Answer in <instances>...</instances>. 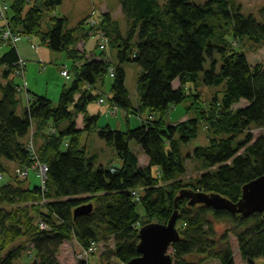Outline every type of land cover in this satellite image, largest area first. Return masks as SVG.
<instances>
[{"label": "trees", "instance_id": "trees-1", "mask_svg": "<svg viewBox=\"0 0 264 264\" xmlns=\"http://www.w3.org/2000/svg\"><path fill=\"white\" fill-rule=\"evenodd\" d=\"M63 1L11 0L6 12L18 40L19 35L38 37L53 51L66 52L74 80L61 90L57 106L48 96L32 92L18 115L21 84L12 76L19 69V59L25 60L16 48L18 40H8L9 50L0 56L4 67L0 73V176L9 172L8 163L29 171L38 162L49 168L44 187H26V178L19 176L0 187V264H13L29 245L36 257L28 264H61L58 252L65 241L75 238L90 247L108 236L114 247L103 252L99 264H114L115 258L126 264L140 255L139 228L150 222L166 224L175 210L180 240L172 244L174 264H203L206 259L235 264L230 235L237 238L243 264L264 259L263 213L232 214L201 203L191 205L188 198L179 196L181 190L192 189L217 193L236 203L243 186L264 175V134L254 137L250 132L253 126L264 129V64L253 65L244 50L234 47L236 39L264 45V21L245 15L234 0L202 4L119 0L125 30L111 12L98 20L106 45L117 50V64L105 60L104 47L101 57H91L80 66L84 53L80 55L77 43L90 36L84 19L68 29L66 17L52 15L50 28L43 30L44 10L54 12ZM207 59L212 62L209 69L204 68ZM128 62L141 67L136 109L141 116L145 111L149 115L136 128L116 130L110 124L99 128L101 139L115 147L121 166L96 168L82 141L100 115H90L87 108L103 97L98 85L103 86L110 76L113 81L106 100L127 114L135 111L125 86ZM200 72L203 84L222 86L221 96L204 102L198 91ZM77 93L80 97L75 98ZM190 97L188 109L195 110V116L167 124L165 114ZM242 100L246 104L235 109ZM80 113L84 114L82 129L76 123ZM202 122L215 134L208 145L196 147L188 157L201 161L204 173L184 183L181 145L197 137ZM35 125L36 149H32L27 137ZM37 138L42 140L38 144ZM133 140L147 154L149 164L141 166L131 149ZM155 165L158 175L152 172ZM91 203V213L74 217L75 208ZM139 204L147 218L143 223ZM215 222L229 227L219 232Z\"/></svg>", "mask_w": 264, "mask_h": 264}, {"label": "rangeland", "instance_id": "rangeland-1", "mask_svg": "<svg viewBox=\"0 0 264 264\" xmlns=\"http://www.w3.org/2000/svg\"><path fill=\"white\" fill-rule=\"evenodd\" d=\"M208 0H193L197 4H202ZM236 4L242 7V12L246 14H252L258 20L264 21V0H234ZM30 4L34 3L35 0H29ZM11 3V0H0V28L5 30L6 27L10 28L8 25L9 19L5 15V5ZM120 1L119 0H64L60 6L56 8L54 12L44 10V19L42 21L43 30H48L52 24L50 17L56 15L57 17H66V28L72 29L78 27L81 22H83L88 29L89 33L88 38L83 39L77 43V48L80 50L82 55L84 53V58H80V66L87 59L97 56L101 57V48L104 45L105 52L102 56L105 57L112 63L116 65L118 62L117 50L111 45H106V36L104 32L99 29L101 28L98 20L101 18L103 13L111 12L113 17L118 19V23L122 30L126 29L127 22H125L124 15L120 10ZM42 6V5H41ZM106 6V8H105ZM7 22V23H6ZM16 36V35H15ZM19 40L16 44V48L19 50L22 58H26L27 62L24 65L22 70L18 69L13 72V78L15 82L20 85L19 93L21 97V105L18 108V115H21L22 107L26 106L28 101L31 99V93L34 92L38 95H46L52 100L55 106L59 104L58 100L61 95V90L64 86H70L73 82L72 74V61L68 58L66 52H55L52 49L48 48L45 44L41 43V39L38 37H30L19 35ZM231 38V36H230ZM8 40L3 39L2 33H0V56L5 54L9 50ZM243 44V45H242ZM87 46V48H86ZM234 47H238L241 50H244L247 54L248 59L253 65L263 63L264 64V45H257L248 39L239 42L238 39L234 42ZM88 53V54H87ZM24 56V57H23ZM28 57V58H27ZM24 58V59H25ZM219 58V56L217 57ZM222 62L219 60L218 68ZM212 65L209 59L205 61L204 68L209 69ZM3 66L0 65V73L3 70ZM126 72V82L125 86L129 91V97L132 99V103L135 111L127 112L117 106L113 105L109 100H106L107 95L110 93V86L113 78L110 76L106 77V81L103 86H99V89L103 90V97L97 100L98 104L105 105L103 107L102 113L98 118L97 125L94 124L91 126V129H87L83 134L82 143L86 145L87 155L93 156L94 166L99 168L100 165L104 166L107 169H110L111 166H121L120 158L116 154L115 147L113 145H108L101 137L99 136L98 129L105 127L110 124L113 129L116 130H126L131 128H136L142 125L143 118H146L149 115V112H142V116L139 114L137 108L139 104L138 96V80L140 78L141 67L134 62H128L124 64ZM68 70V72H67ZM22 71V72H21ZM24 71V72H23ZM113 70H111L110 75H112ZM204 73L200 72V80L198 82V91L202 95V99L205 103L211 101L216 94L219 93V89H222V86H208L202 83ZM179 84V81L175 82ZM190 88V86H189ZM32 91V92H31ZM221 96V94H220ZM80 97V94L77 93L75 98ZM103 100V101H102ZM192 101V97L185 100V102L176 104L174 107H171L169 112L164 116V119L167 124H175L177 122L188 119L189 117L195 116V110L188 109ZM95 102V103H97ZM244 100L240 101L239 104L234 105V108L245 105ZM77 122L81 125L84 124V114H78ZM83 120V121H82ZM51 127V124L49 125ZM36 125L30 130V133L27 137V144L33 149L35 147L34 138L36 132ZM197 137L192 139L190 142L181 145V151L183 155V160L186 165V174H184L181 179L184 183H188L199 177L203 172L202 162L194 159L193 157H188V154H193L194 149L200 145L205 146L210 142V137L215 133L207 128L204 122L198 127ZM51 129V128H50ZM54 130V129H51ZM47 131V130H46ZM250 132L254 137H259L264 134V129L257 127H252ZM244 134L239 135L241 137ZM40 139V138H39ZM36 139V144L40 143L42 140ZM131 149L138 154L141 166L147 165L148 157L144 153L141 146L134 140L131 143ZM9 166L7 169L9 172H5L4 175L0 176V187L3 184H6L14 177L19 176V168L15 163H8ZM154 175H158V167L155 165L152 168ZM20 177V176H19ZM26 181L24 185L26 187H34L37 184L41 186L45 183L42 177L39 174V168L36 164L26 175ZM136 197L138 198L139 193L136 191ZM138 211L142 215V223L147 220L145 216L144 208L139 204L137 206ZM183 225L179 222L178 227L181 228ZM215 226L219 232H223L226 228L229 227V224L226 222H215ZM97 249L86 247L78 243L75 238H71L69 241H65L60 247L58 252V259L61 264H79L85 262V264H99L100 258L103 252L108 248L114 247V242L112 237H107L102 240L97 241ZM230 244L233 248L235 264H243L242 258L240 256L238 242L236 236L230 235ZM173 254L172 247L169 249ZM36 250L31 245L26 249L19 252L14 260L13 264H28L32 263L35 260ZM195 260H199V257H195ZM112 263L122 264L116 258L113 259ZM203 264H219V261L216 259H206ZM256 264H264V259H257Z\"/></svg>", "mask_w": 264, "mask_h": 264}, {"label": "water", "instance_id": "water-1", "mask_svg": "<svg viewBox=\"0 0 264 264\" xmlns=\"http://www.w3.org/2000/svg\"><path fill=\"white\" fill-rule=\"evenodd\" d=\"M242 192V198L236 203L217 193L195 192L192 189L181 190L179 196L188 198L191 205L201 203L218 210L226 209L232 214L240 213L243 216L260 212L264 217V175L245 184ZM92 208V203L80 205L73 210L74 217L89 214ZM178 218V210H175L166 224L157 221L140 227L138 244L140 255L126 264H174L173 254L169 249L173 243L180 240Z\"/></svg>", "mask_w": 264, "mask_h": 264}, {"label": "built area", "instance_id": "built-area-1", "mask_svg": "<svg viewBox=\"0 0 264 264\" xmlns=\"http://www.w3.org/2000/svg\"><path fill=\"white\" fill-rule=\"evenodd\" d=\"M8 9H9V6L8 5H5V9L3 10V11H5V15H6V12L8 11ZM1 33H2L3 39H5V40L10 39V41H13V42H16L18 40V38L12 33L11 29L8 28V27H6L5 30H1ZM102 47L104 48V45H102ZM19 60H20L19 61L20 66H19L18 72H19V70H22L23 67H24V65L26 64V61L25 60H23L21 58ZM67 72H68V70H67ZM31 148L33 149L32 146H31ZM36 166H37V168H39V174L42 177L43 181L46 182L47 171H48L49 168H47V165L46 164H42V163H39V162L36 163ZM28 171H29V169H27V168H23V169L19 170V176L21 178L26 177V175H28ZM44 185H45V183L42 186L44 187ZM133 194H136V191H134ZM41 226L44 227L45 225L44 224H41ZM96 247H97L96 244L93 243L92 249L93 248H96Z\"/></svg>", "mask_w": 264, "mask_h": 264}, {"label": "crops", "instance_id": "crops-1", "mask_svg": "<svg viewBox=\"0 0 264 264\" xmlns=\"http://www.w3.org/2000/svg\"><path fill=\"white\" fill-rule=\"evenodd\" d=\"M120 7V6H119ZM105 8H106V6H105ZM105 12H107V10L105 11ZM86 48H87V46H86ZM88 54V53H87ZM19 55L22 57V55L20 54V52H19ZM24 57V56H23ZM25 58V57H24ZM28 58V57H27ZM25 60H26V58H25ZM32 92V91H31ZM105 105H100V104H98V102L97 103H92V104H90V105H88V108H87V111H89V113H90V115H101V113H102V110L101 109H103V107H104ZM78 120H76V123H77V127L78 128H80V129H82L84 126V124H80V123H78L77 122ZM83 121V120H82Z\"/></svg>", "mask_w": 264, "mask_h": 264}]
</instances>
